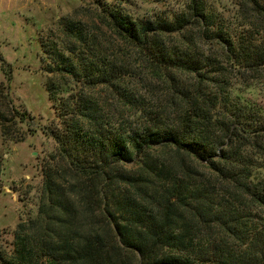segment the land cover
<instances>
[{"label":"trees","instance_id":"obj_1","mask_svg":"<svg viewBox=\"0 0 264 264\" xmlns=\"http://www.w3.org/2000/svg\"><path fill=\"white\" fill-rule=\"evenodd\" d=\"M235 5L100 3L128 53L76 17L41 39L58 149L0 264H264V0Z\"/></svg>","mask_w":264,"mask_h":264},{"label":"rangeland","instance_id":"obj_2","mask_svg":"<svg viewBox=\"0 0 264 264\" xmlns=\"http://www.w3.org/2000/svg\"><path fill=\"white\" fill-rule=\"evenodd\" d=\"M186 1L0 0V250L10 251L18 224L37 215L42 168L58 149L51 131L59 127V119L47 91L50 75L41 39L62 44L60 20L76 17L89 23L109 52L128 53L126 44L100 23V3L120 5L132 17L144 19L181 12ZM213 1L226 15L236 9L237 0ZM134 52L137 76L141 64L134 61ZM138 80L144 94L145 78Z\"/></svg>","mask_w":264,"mask_h":264}]
</instances>
